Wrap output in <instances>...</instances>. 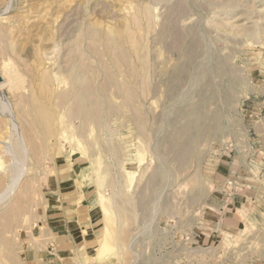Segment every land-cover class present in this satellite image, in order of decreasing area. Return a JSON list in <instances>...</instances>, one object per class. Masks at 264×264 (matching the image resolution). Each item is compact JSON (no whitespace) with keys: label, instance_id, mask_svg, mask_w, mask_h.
I'll return each instance as SVG.
<instances>
[{"label":"rangeland","instance_id":"obj_1","mask_svg":"<svg viewBox=\"0 0 264 264\" xmlns=\"http://www.w3.org/2000/svg\"><path fill=\"white\" fill-rule=\"evenodd\" d=\"M58 1L0 0V73L51 80L1 77L0 264H264V0Z\"/></svg>","mask_w":264,"mask_h":264},{"label":"bare ground","instance_id":"obj_2","mask_svg":"<svg viewBox=\"0 0 264 264\" xmlns=\"http://www.w3.org/2000/svg\"><path fill=\"white\" fill-rule=\"evenodd\" d=\"M59 1H61V0H59ZM58 1V2H59ZM51 2V1H50ZM61 3V2H60ZM58 4V3H57ZM62 4V3H61ZM43 5V4H42ZM51 5V4H50ZM50 5H48V4H46L43 8H42V11H41V14L42 15H46L47 13L49 14L50 12ZM54 5V4H53ZM63 5V4H62ZM128 5V4H127ZM57 6V5H56ZM120 6V5H119ZM40 7V6H39ZM122 7V6H121ZM130 7V6H129ZM134 9V8H133ZM25 10V9H24ZM27 10V9H26ZM25 10V11H26ZM124 10H125V8H124ZM132 10V9H131ZM130 10V11H131ZM25 11H23V12H25ZM30 11V10H29ZM126 11V10H125ZM34 12V11H33ZM40 12V11H39ZM124 12V11H123ZM132 12V11H131ZM131 12H129V14L131 13ZM122 13V12H121ZM128 13V12H127ZM146 13V12H145ZM41 15V16H42ZM31 16V15H30ZM47 16V15H46ZM127 17H131V16H128V15H126V20H127ZM148 17V16H147ZM27 18V17H26ZM31 18V17H30ZM35 18V17H34ZM40 18V17H39ZM42 18V17H41ZM124 18V17H123ZM132 18V17H131ZM133 18H135V16L133 17ZM132 18V20H134ZM48 19V18H47ZM9 20V18L8 17H4V18H2L1 19V23H3V24H7L8 21ZM25 20V19H24ZM29 20V19H28ZM27 20V21H28ZM32 20V19H31ZM46 20V19H45ZM24 22V21H23ZM30 22V21H29ZM46 22V21H45ZM135 22V21H134ZM27 23V22H26ZM128 23V22H127ZM21 24V23H20ZM29 24V23H28ZM126 24V23H125ZM135 24V23H134ZM138 26V25H137ZM4 27V26H3ZM8 27V26H7ZM28 27V26H27ZM18 28V27H17ZM4 29V28H3ZM13 29V28H12ZM13 31V30H12ZM11 33V32H10ZM95 34V33H94ZM10 35H12V34H10ZM90 35H91V33H90ZM133 35V34H132ZM97 36V35H96ZM11 37V36H10ZM95 37V36H94ZM102 37L106 40L105 42H107L106 43V45H108L110 48H112V50H111V52L113 53V49L114 50H120L119 49V47H120V44L123 42V38H127L128 39V41L130 42V44H131V46H133V39H132V37H131V32H127V34H126V36L125 35H123L119 30L117 31V30H113V29H107L106 31H104L103 33H102ZM97 38V37H96ZM127 41V42H128ZM93 44V43H92ZM91 44V45H92ZM122 44H124V43H122ZM130 46V45H129ZM108 48V47H107ZM20 49V48H19ZM129 49V48H128ZM135 49V48H134ZM1 50V49H0ZM5 50V49H4ZM38 51V50H37ZM5 53V52H4ZM39 53V52H38ZM37 53V54H38ZM120 53L122 54L121 56H123L124 58L125 57H127L126 55V53H124V51L123 50H120ZM42 54H43V52H42ZM7 55V54H6ZM38 55H40V53L38 54ZM2 56V55H1ZM117 56H120V55H117ZM39 57V56H38ZM42 57H44V56H42ZM112 57V56H111ZM110 57V58H111ZM7 59H8V57H7ZM20 59V58H19ZM122 59V58H121ZM126 59V58H125ZM39 60H41V58H39ZM123 60V59H122ZM132 60V59H131ZM25 61V60H24ZM24 61L22 62V63H24ZM54 61V60H53ZM52 61V62H53ZM80 61V60H79ZM124 61V60H123ZM14 62V61H13ZM31 63V62H30ZM47 63V62H46ZM48 63H49V61H48ZM119 63V62H118ZM125 64V63H124ZM15 65V64H14ZM26 65V64H25ZM128 65V64H127ZM130 65V64H129ZM28 66V65H27ZM1 67V66H0ZM5 67V66H4ZM8 67V66H7ZM71 69H70V74L72 75V77H70L69 79H68V82H67V84L70 86V90H71V92H72V89H74V92H75V90H77V96H76V98H75V100H74V102H76V108L73 110V112H72V115H70V116H74V117H76V118H83V116H84V114H85V108L83 107V105H82V103L84 102V98H83V91H81V90H83L84 88L82 87V83H83V81H84V79H83V72H84V67H83V65H82V63L81 62H77V63H75V64H71ZM117 67V66H116ZM115 67V68H116ZM129 67V66H128ZM104 68V67H103ZM3 69V71L5 72V74H1L2 76L1 77H5L6 78V83H5V81H4V83L7 85V88H8V90H11V91H15V92H17V93H15L17 96V102H16V104H15V109H17V111H19V109H20V107H19V105H21L22 103H23V98L22 97H20V96H22V94L24 93V90L26 89L27 90V88H31L32 86H36L40 91H49V82L51 81L50 80V75H49V72H48V67L46 66V64L43 62V60L42 61H38V62H36L28 71V76H29V79L28 78H26L28 81V86H25V85H23V80H22V78H20L21 76H19L18 74H16V72L15 71H13V70H11V69H8L7 68V70L5 71L4 69H6V67L5 68H2ZM24 69V68H23ZM28 69V68H27ZM18 70V69H17ZM26 70V69H25ZM0 71H2L1 69H0ZM27 71V70H26ZM131 71V70H130ZM105 72V71H104ZM133 74H135L134 72H133ZM5 75V76H4ZM68 75H69V72H68ZM74 75V76H73ZM130 75V74H129ZM113 77V76H112ZM4 78V79H5ZM25 78V77H24ZM89 81V80H88ZM27 82H26V85H27ZM124 84V83H123ZM78 85V86H77ZM34 86V87H35ZM124 86V85H123ZM33 88V87H32ZM59 88V87H58ZM57 88V89H58ZM68 88V87H67ZM67 88H66V90H67ZM124 88H125V86H124ZM64 89V88H63ZM21 90H23V91H21ZM34 90V89H33ZM63 91V90H62ZM64 91H65V89H64ZM69 91V90H68ZM42 92H41V94H42ZM67 93V92H66ZM14 94V95H15ZM47 94V93H46ZM63 94H64V96H65V93L63 92ZM43 95V94H42ZM67 95H68V93H67ZM61 96V95H60ZM63 96V95H62ZM13 97V96H12ZM24 97V96H23ZM85 97V96H84ZM45 98H46V96H45ZM74 98V97H73ZM51 99V98H50ZM63 99V98H62ZM86 99V98H85ZM95 100V99H94ZM50 101V100H49ZM35 102V101H34ZM73 102V101H72ZM61 103V102H60ZM39 104V103H38ZM4 105V104H3ZM6 106V105H5ZM40 105H38V107H39ZM6 109H7V111L9 112V120L11 121V123L13 124V126L15 127V125L17 124V123H20V122H17V121H15V118H13V113H12V110H11V108L9 107V106H6ZM39 109H41V108H39ZM90 113H92V112H90ZM8 114V113H7ZM41 115H40V117L42 118V119H44L45 121L46 120H48L49 118H50V116L49 115H46V114H44V113H40ZM17 115V114H16ZM19 117V116H18ZM81 118V119H82ZM49 121V120H48ZM85 124V123H84ZM19 126H20V124H19ZM21 127V126H20ZM19 127V128H20ZM31 128V127H30ZM29 128V129H30ZM17 131H19V129L16 127L15 128ZM6 130V129H5ZM22 130V129H21ZM33 130V129H32ZM31 130V132H33ZM8 131V130H7ZM24 134L26 135V133H24V130H23V133L21 134V135H23L24 136ZM1 136V135H0ZM26 137V136H25ZM36 137V136H35ZM1 138V137H0ZM23 138V137H22ZM25 139V138H24ZM34 139V138H33ZM26 141L28 140V137L25 139ZM32 140V139H31ZM33 141V140H32ZM37 143V142H36ZM36 146V145H35ZM26 147V146H25ZM34 148V147H33ZM0 149H1V147H0ZM10 149V148H9ZM3 152V151H2ZM1 155H4V154H2L1 153ZM35 155V154H34ZM3 181V180H2ZM2 181H0V182H2ZM4 183H5V181H3ZM3 184V183H2ZM24 184V183H23ZM15 185V184H14ZM20 190V189H19ZM27 190V182L24 184V186L22 185V194L25 192ZM9 192H11L10 190H9ZM11 195V193H9V196ZM18 195V194H17ZM16 195V196H17ZM19 197V196H18ZM18 197H14V199H15V202H17V200L19 199Z\"/></svg>","mask_w":264,"mask_h":264},{"label":"water","instance_id":"obj_3","mask_svg":"<svg viewBox=\"0 0 264 264\" xmlns=\"http://www.w3.org/2000/svg\"><path fill=\"white\" fill-rule=\"evenodd\" d=\"M2 81V78H1V76H0V82Z\"/></svg>","mask_w":264,"mask_h":264}]
</instances>
